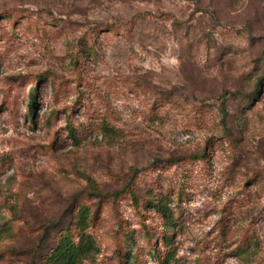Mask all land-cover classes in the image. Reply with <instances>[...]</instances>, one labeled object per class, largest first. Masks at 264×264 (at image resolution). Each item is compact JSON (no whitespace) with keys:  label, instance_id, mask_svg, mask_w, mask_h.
<instances>
[{"label":"rangeland","instance_id":"1","mask_svg":"<svg viewBox=\"0 0 264 264\" xmlns=\"http://www.w3.org/2000/svg\"><path fill=\"white\" fill-rule=\"evenodd\" d=\"M263 73L264 0H0V264H264Z\"/></svg>","mask_w":264,"mask_h":264},{"label":"trees","instance_id":"2","mask_svg":"<svg viewBox=\"0 0 264 264\" xmlns=\"http://www.w3.org/2000/svg\"><path fill=\"white\" fill-rule=\"evenodd\" d=\"M261 81L264 82V73ZM34 108L35 100L33 97L29 109L31 114ZM221 112L226 116L227 111L225 110L224 103L221 105ZM73 132L71 130V136L75 139ZM153 206L158 211H164L160 203ZM88 219V207L81 205L69 226L60 228L57 231V237L54 239L53 245L42 256L44 264H84V260L97 251V245L93 237L87 232ZM164 240L166 244L169 243V239ZM172 256L173 250L170 249L162 264H170Z\"/></svg>","mask_w":264,"mask_h":264}]
</instances>
